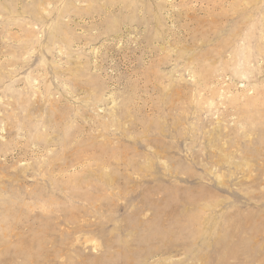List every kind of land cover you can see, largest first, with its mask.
Listing matches in <instances>:
<instances>
[{"label": "rangeland", "instance_id": "1", "mask_svg": "<svg viewBox=\"0 0 264 264\" xmlns=\"http://www.w3.org/2000/svg\"><path fill=\"white\" fill-rule=\"evenodd\" d=\"M0 264H264V0H0Z\"/></svg>", "mask_w": 264, "mask_h": 264}]
</instances>
